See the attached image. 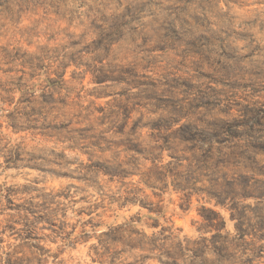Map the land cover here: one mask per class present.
<instances>
[{"label": "clouds", "instance_id": "clouds-1", "mask_svg": "<svg viewBox=\"0 0 264 264\" xmlns=\"http://www.w3.org/2000/svg\"><path fill=\"white\" fill-rule=\"evenodd\" d=\"M0 264H264V0H0Z\"/></svg>", "mask_w": 264, "mask_h": 264}]
</instances>
